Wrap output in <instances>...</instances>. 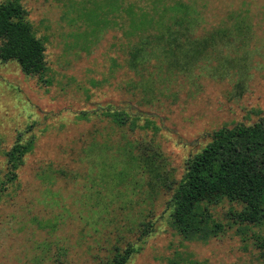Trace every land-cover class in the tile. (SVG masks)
Returning <instances> with one entry per match:
<instances>
[{"label":"rangeland","instance_id":"1","mask_svg":"<svg viewBox=\"0 0 264 264\" xmlns=\"http://www.w3.org/2000/svg\"><path fill=\"white\" fill-rule=\"evenodd\" d=\"M19 1L46 70L0 60V264H109L128 244L126 264H262L264 220L224 200L216 235L185 239L167 202L214 130L264 114V0ZM118 3L147 27L125 36Z\"/></svg>","mask_w":264,"mask_h":264},{"label":"trees","instance_id":"2","mask_svg":"<svg viewBox=\"0 0 264 264\" xmlns=\"http://www.w3.org/2000/svg\"><path fill=\"white\" fill-rule=\"evenodd\" d=\"M126 9L118 3V12ZM126 14L127 25L118 14V28L125 36L147 27L143 20L136 22L134 14ZM26 17L19 0L0 2V60H15L23 73L41 76L46 70L45 46ZM105 113L119 126L128 121L122 111ZM33 146L30 138L15 142L6 152L10 181ZM224 200L241 206L238 214L242 221L257 225L264 220V114L251 124L237 123L214 130L211 140L187 158L185 172L167 202L171 222L185 239L205 240L221 228L210 207ZM256 241L264 264V236ZM134 252L131 244L116 249L109 264H126Z\"/></svg>","mask_w":264,"mask_h":264}]
</instances>
